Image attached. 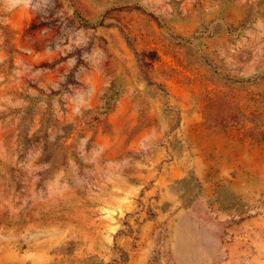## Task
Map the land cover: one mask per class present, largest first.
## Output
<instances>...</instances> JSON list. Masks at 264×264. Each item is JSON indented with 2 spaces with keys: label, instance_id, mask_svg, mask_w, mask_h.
Returning <instances> with one entry per match:
<instances>
[{
  "label": "rangeland",
  "instance_id": "obj_1",
  "mask_svg": "<svg viewBox=\"0 0 264 264\" xmlns=\"http://www.w3.org/2000/svg\"><path fill=\"white\" fill-rule=\"evenodd\" d=\"M0 264H264V0H0Z\"/></svg>",
  "mask_w": 264,
  "mask_h": 264
}]
</instances>
